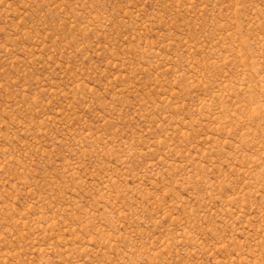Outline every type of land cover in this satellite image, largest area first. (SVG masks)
Instances as JSON below:
<instances>
[{
  "label": "rangeland",
  "instance_id": "1",
  "mask_svg": "<svg viewBox=\"0 0 264 264\" xmlns=\"http://www.w3.org/2000/svg\"><path fill=\"white\" fill-rule=\"evenodd\" d=\"M0 264H264V0H0Z\"/></svg>",
  "mask_w": 264,
  "mask_h": 264
}]
</instances>
